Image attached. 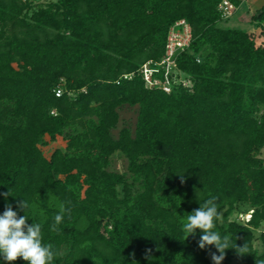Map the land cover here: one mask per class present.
Here are the masks:
<instances>
[{"label":"trees","instance_id":"trees-1","mask_svg":"<svg viewBox=\"0 0 264 264\" xmlns=\"http://www.w3.org/2000/svg\"><path fill=\"white\" fill-rule=\"evenodd\" d=\"M219 3L0 0V193L10 189L14 210L29 202L54 264H214L202 230L182 231L208 196L215 230L249 245L222 264H264V5L244 30L221 27ZM180 20L192 41L176 69L191 85L150 88L141 69L165 57ZM126 105L138 107L136 128L116 137ZM59 138L66 148L47 157ZM117 154L127 172L110 170ZM5 204L0 195V214Z\"/></svg>","mask_w":264,"mask_h":264},{"label":"clouds","instance_id":"clouds-1","mask_svg":"<svg viewBox=\"0 0 264 264\" xmlns=\"http://www.w3.org/2000/svg\"><path fill=\"white\" fill-rule=\"evenodd\" d=\"M0 195L6 201L5 210L0 214V264H4V262L12 264L18 258H22L27 264H54L57 253L44 242V230L41 224L32 219V223H28L30 219L28 215L29 202L21 199L17 204V209L24 212V215H19L18 210H14L13 204L7 202L8 197L13 196L10 189ZM216 200L217 197L208 196L204 199L203 204L200 203L199 208L186 214L183 217L185 223L182 231L187 238L190 235H195L197 229L202 230L198 241L199 248L204 249L206 246L214 245L218 254H212V261L214 264H222L227 250L235 249L237 253L243 255L249 251V245L246 243L243 247H237L236 242L228 240L220 231L215 230V220L219 215ZM63 219L62 214L56 213L54 223L49 225V229L57 230ZM233 243H235V247H231ZM147 259L148 264H156L151 256H148ZM132 264H138V262L133 260Z\"/></svg>","mask_w":264,"mask_h":264},{"label":"built area","instance_id":"built-area-1","mask_svg":"<svg viewBox=\"0 0 264 264\" xmlns=\"http://www.w3.org/2000/svg\"><path fill=\"white\" fill-rule=\"evenodd\" d=\"M35 4H48L54 0H33ZM248 0H238L241 3V6ZM241 6L235 4L232 0H220L218 10L221 14L223 20L231 19L239 11ZM192 41V28L191 25L186 20H180L175 23L171 28L168 36V42L166 46V55L159 62L155 63L149 61L146 63L142 69L141 73L143 74L147 85L150 88H162L166 92L172 91V83L175 81L177 83H183V85L188 86L185 82L186 79H180L182 76L179 71L176 69V57L178 54L187 51L190 48ZM164 70L165 81H160L157 78H154L156 74ZM133 75H126L125 77H132ZM184 82H183V81ZM57 97L63 95L62 88L58 87L55 91Z\"/></svg>","mask_w":264,"mask_h":264},{"label":"rangeland","instance_id":"rangeland-1","mask_svg":"<svg viewBox=\"0 0 264 264\" xmlns=\"http://www.w3.org/2000/svg\"><path fill=\"white\" fill-rule=\"evenodd\" d=\"M263 5H264V0H248L241 6L239 11L236 13V15H234L231 19L226 20L225 22H222L221 27L252 30L253 24H251L250 18L253 15V13L258 11ZM183 77L185 79V75H182L180 79H183ZM185 82L188 85H191L188 79H186ZM59 87L62 88L61 86ZM63 93H64V90H63ZM119 113H120V124H119L118 129L114 131V135L116 137H118L119 132L122 130V128H125V127H129L131 129L136 128V124L138 120V107H130L126 105L119 110ZM66 145L67 144L63 140V138H59L56 142H50L47 146L43 147V150H44L45 155L49 157L54 152L55 149L57 148L65 149ZM261 157L264 158V150L262 152ZM110 170L114 172H120V173L127 172L128 171V160L120 154L115 155L113 158ZM239 209L246 210L248 209V207L246 205H242L241 208ZM232 218H235V216H233ZM245 218H249V217H245ZM257 245H259V243H257ZM233 264H243V263L235 260Z\"/></svg>","mask_w":264,"mask_h":264}]
</instances>
